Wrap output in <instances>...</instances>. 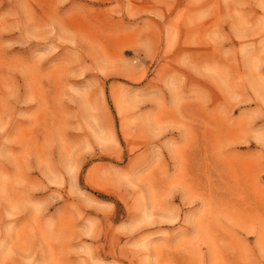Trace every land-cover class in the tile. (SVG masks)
<instances>
[{
	"label": "rangeland",
	"instance_id": "1",
	"mask_svg": "<svg viewBox=\"0 0 264 264\" xmlns=\"http://www.w3.org/2000/svg\"><path fill=\"white\" fill-rule=\"evenodd\" d=\"M0 264H264V0H0Z\"/></svg>",
	"mask_w": 264,
	"mask_h": 264
}]
</instances>
